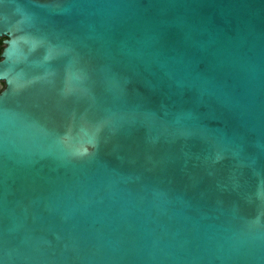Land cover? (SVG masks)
I'll use <instances>...</instances> for the list:
<instances>
[{"label":"water","instance_id":"95a60500","mask_svg":"<svg viewBox=\"0 0 264 264\" xmlns=\"http://www.w3.org/2000/svg\"><path fill=\"white\" fill-rule=\"evenodd\" d=\"M2 37L0 264H264V0H0Z\"/></svg>","mask_w":264,"mask_h":264},{"label":"trees","instance_id":"16d2710c","mask_svg":"<svg viewBox=\"0 0 264 264\" xmlns=\"http://www.w3.org/2000/svg\"><path fill=\"white\" fill-rule=\"evenodd\" d=\"M3 38H4V37L0 38V52H1V49H2V47H3V44H2V39H3ZM2 85H4L3 82H2Z\"/></svg>","mask_w":264,"mask_h":264}]
</instances>
